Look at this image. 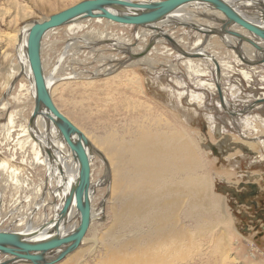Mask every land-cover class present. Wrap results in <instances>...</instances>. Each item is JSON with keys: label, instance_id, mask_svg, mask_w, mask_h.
Masks as SVG:
<instances>
[{"label": "bare ground", "instance_id": "bare-ground-1", "mask_svg": "<svg viewBox=\"0 0 264 264\" xmlns=\"http://www.w3.org/2000/svg\"><path fill=\"white\" fill-rule=\"evenodd\" d=\"M127 1L136 3L148 2L149 0ZM224 1L230 4L247 21L264 27L263 0ZM186 8L191 9V12H182ZM199 9L203 10L201 15L196 14V10ZM252 10L257 13L254 20L252 19L253 16L248 13V11ZM111 11L115 14L130 13V10L127 9H111ZM200 17L203 19L208 17L212 22L201 24ZM221 19L223 20V15L215 11L210 5L195 2L171 12L162 21L151 25L149 28L145 27V30L139 29V31L134 33L131 40L125 39L123 37L125 34L122 32L114 34V32L112 33L109 30H103L102 32L95 30L96 32L92 35L84 33L87 38H81L82 40L79 41L75 38L76 32L78 30L84 31L90 23L107 21L110 24L122 27L127 25L100 18H75L62 27L47 31L42 41L55 30L65 29L67 42L62 55H65L66 58L67 52H69L71 47L76 48L77 45L80 47V43H83L82 48L92 49L97 46L102 47L100 43L111 41L107 44L110 51H113L110 53L111 55L107 54L106 60L109 63L101 70L98 69V71L93 73V77H96L100 74L110 75L113 72H117L116 75H118V69H130L133 67L138 69V65L143 66V69L151 75L156 68L166 66L159 64V62L155 63L159 55L161 56L164 53L167 56L173 54L172 50L167 49L166 46V49L164 48L165 51L157 49L158 43L166 40L173 49L179 52L180 56H178L184 59V61L180 62L181 67H183L181 70L184 71L182 74L187 75V77H201L194 81L195 86H201L205 91L216 92L215 106L224 110L226 115L239 117L241 114L245 115L250 112L251 109L259 108L260 104L264 103L247 105L245 110L242 111L235 112L231 109L229 98L225 95L226 91L224 92V88L221 86V79L224 76L221 68L225 66L226 69H229L232 66L222 64L224 62L217 61L211 53L206 52V44L221 34L220 37L227 46H230L231 49H236L238 53H242H239L240 60L238 62H243V64L257 62L264 58V53H254L253 49L252 58L245 57L243 55L244 51L242 52L241 50L248 49L245 47L242 49L245 46L243 44L246 43L243 41L240 44L238 38L222 34L224 29L220 23ZM164 24H167L166 27L170 29L189 26V28L194 29L196 34L203 35L206 38L205 40H201L202 38L196 39L191 44L189 49L191 51H186L180 46V42H183L184 38L179 36V38L175 39L172 36L174 35L172 30L168 29L165 32L158 27ZM32 25H24L25 27L10 39L15 45L17 62L13 70L5 71L3 83L0 85V188L5 189L13 186L22 191L34 189L36 195H41L42 198L40 200L42 201L39 200L40 203L31 202V206L28 207L26 221L17 219L13 222L17 223L15 228L22 225L24 228L20 229L23 232L16 229H13L12 232L22 236L24 240L30 243H35L50 238L56 232H59L61 236L71 233L79 225L80 213L74 206H71L67 210L65 219L62 220L61 218L59 220V213L64 206L65 198L78 180L79 163L55 126V117L44 109L35 110L36 88L26 56V39ZM226 29L236 32L238 30L242 31L246 34H241L243 37L254 39L238 26L232 25ZM132 40L135 47L131 48L133 43L130 42ZM255 42L259 44L261 41L256 39ZM201 43L205 45L200 48ZM42 47L43 43H41L43 76L51 101L56 107L54 100H52L53 93L55 89H59L58 86L61 83L69 84L73 83L70 81L80 79L83 81L91 78L84 77L83 73L85 71L82 74L73 71L74 73L72 74L71 69H66L69 72L64 73L60 78H58L59 76L56 77L55 66H59L58 64L63 60L61 59L57 65L44 61ZM167 51H169V54ZM118 52H121V54ZM184 53L201 55L200 58L194 59L206 61V64L211 66V73L215 78L214 83L205 82L203 77L207 75V72L195 69L196 67L189 63L192 59L183 55ZM137 56H140V58H134ZM166 67H168V64ZM134 71L131 69L132 75L135 74ZM123 72L126 73L125 70ZM226 72L228 71L226 70ZM243 76L248 78L246 72L243 73ZM27 81L30 85L27 84ZM262 81L264 82V79ZM86 83L89 86L91 85V81ZM218 88L221 91V98L218 96ZM260 89L264 88L260 87ZM262 99H264V92L258 93L254 102ZM24 100L28 101L29 105H24ZM12 104H15V107H12ZM172 105L174 104L172 103ZM57 110L62 114L59 108ZM163 112L158 113L157 111L151 114L156 125L154 129H146L141 126L138 132L126 141L121 134L115 132L112 128H109L106 134L97 135V132H93L90 133L91 137H88L89 135L85 134L67 116H64L65 114H62L83 133L91 145L89 149L85 148L88 153L91 175L89 198L93 185L91 167L94 156L91 155L93 151H96L94 148L101 152L102 159L107 166L105 173L108 176L101 177L96 182V185L101 186L104 182L109 185V200H113V204L109 207V219L111 221H109V225L101 240L96 241L97 238L94 237L96 239L93 240L94 244L91 243L93 245L91 251L94 249L93 251L96 252L98 248L104 249V258L98 264H187L194 261H198L200 264H237L234 260H230L232 248L235 246V243L232 242L231 219L224 210L221 198L212 191L213 182L211 180L210 162L205 159L202 148L200 149L196 139L191 135V131L189 132L176 117L174 118ZM216 136L219 137L217 134ZM203 140L208 142V151L211 150L216 154L221 153V151H232L233 149L227 137L218 144V146L221 145L220 150L209 143V139ZM252 145L250 143L247 146L250 147ZM100 166H102V163H100ZM39 169L45 171L47 174L46 178H49L47 179L48 181L36 178ZM226 178H229V176L226 175ZM101 199L100 208L98 207L95 212L90 198L91 220L89 227L95 219L101 218V206L108 201L107 198ZM47 206L50 208L48 210L49 213H46L40 222L35 224L33 222L35 215L41 208ZM75 218L78 219L77 222ZM6 230L0 228V232H6ZM84 237L79 245L85 241ZM78 249L73 250L77 252L66 260L65 264L75 263L80 254ZM234 250L238 249L234 248ZM72 252L69 254L71 255ZM57 253H59V250L49 252L46 254V258L53 259ZM0 255L2 254L0 253ZM2 256L3 259L0 262L11 258L7 255ZM251 262L253 264H264V259L258 260L255 258ZM17 263L30 264L25 261L12 264Z\"/></svg>", "mask_w": 264, "mask_h": 264}, {"label": "rangeland", "instance_id": "rangeland-1", "mask_svg": "<svg viewBox=\"0 0 264 264\" xmlns=\"http://www.w3.org/2000/svg\"><path fill=\"white\" fill-rule=\"evenodd\" d=\"M81 1L83 0H0V85L3 83L5 73L13 70L17 62L15 45L10 39L27 24L43 21L49 16ZM182 12L188 13L191 12V9L186 8ZM196 12L197 15H201L203 10L199 9ZM202 19L200 17L201 24H206L205 22L209 21L212 22L208 17ZM166 25L158 27L162 31L167 32L170 28L166 27ZM139 29L145 30L146 28L122 27L110 24L107 21H101L88 24L84 31L78 30L75 38L81 41V38H87V35H92L96 31L109 30L112 33L114 32V34L122 32L125 34L123 36L125 39L131 40L134 33L139 31ZM170 30H172L174 34L172 36L175 39L179 38V36L184 38L183 42H180V46L186 51L191 48L192 42L196 39L202 38L201 40H205L206 38L203 35L196 34L194 29L189 28V26L177 27L176 29L173 27ZM64 31L65 29H57V31L55 30L42 41L44 61L57 65L62 59L64 62L62 61L58 64L59 66H55L56 77L59 76L58 78H60L64 73H68L69 71L66 69H71L72 74L74 72L82 74L85 71L83 73L84 77L91 78H88L91 81V85L89 86L86 83L89 82L87 79L83 81L82 79L70 81L73 83L69 84L61 83L58 86L59 89H55L52 99L56 107L61 110L60 112L81 128L85 134L89 135L88 137H91L90 133L93 132H97V135L106 134V131L112 128L115 132L121 134L125 141L133 137L141 126L146 129H154L156 125L151 114L157 111L158 113L165 111L163 113L169 114V116H173L174 118L176 117L189 132L191 131L190 133L196 139L200 149L202 148L201 150L205 159L210 162L211 180L213 182L212 191L216 196L221 198L224 210L231 219V229L233 230L232 242L235 243V246L232 248L230 260H234L237 264H253L251 260L255 258L263 260L264 215L261 214V217L260 211H264V104H260L259 108L251 109L250 112L245 115L241 114L239 117L226 115L224 110L218 109L215 106V100L217 99L216 92L205 91L203 87L195 86L194 81L201 77L189 76V78L187 75L182 74L184 71L181 70L183 67H181L180 62L184 61V59L179 57V52L173 49L166 40L158 43L157 49L164 50L166 46L167 49L172 50L173 54L168 56L165 53V55H159L155 63L159 62V64L166 66L168 64V67L160 66L155 69L154 73L149 75L143 69V66L138 65V69L136 67H133L134 69L120 68L117 70L118 75H116L117 72H113L110 75L105 76L100 74L93 77L94 72L98 71V69L101 70L109 63L106 59L113 51H110L107 44L111 41L100 43L102 47L97 46L92 49L82 48L83 43H80V47L77 45L76 48H69L70 53L67 52L66 58L65 55H62L67 42L65 39L66 31ZM130 43H133L131 44V48L135 47L133 40ZM204 45L201 43L199 47H204ZM243 45L253 51L251 46L247 44ZM205 49L217 61L224 62L222 63L224 65L229 64L232 66L229 69H226L225 66L221 68V71L224 72L221 86L224 88V92L226 91L225 95L229 98L230 107L233 111L245 110L247 105L250 106V104L254 103L258 93L264 92V89H260V87L264 88V82L262 81L264 79V64L254 66L252 63L243 64V62H238L240 60L239 55L242 53L239 52V54L237 51H233L220 36L208 41ZM118 53L121 54V52ZM167 53L169 54V51ZM134 58L138 59L140 56ZM189 63L196 67L195 69L207 72V75L203 77L205 82L214 83L215 78L211 73V66H208L206 61L192 59ZM131 69L135 70L134 75L130 72ZM239 72H246L248 78H245L243 73L240 74ZM27 84H29L28 81ZM23 102L24 105H29L28 101L24 100ZM12 107H15V104H12ZM170 113L172 114L170 115ZM52 127L54 128V126ZM226 137L233 146L232 151H221V153L217 154L211 150L208 151V142L203 140L209 139V143L220 150L221 145L218 146V144ZM250 143L254 146L248 147L247 145ZM94 149L96 151H93L91 155L94 156V159H92L93 163L91 167L93 185L90 195L94 211L96 212L98 207L100 208L101 198H107L108 201L104 204L105 206H101V218L95 219L91 223L84 237L85 241L77 247L79 248L78 251L80 250V254L74 264H98L104 258L103 248H98L96 252L93 251L94 249L91 251V249L93 248L92 244H94L93 240L96 238V241L101 240L109 225V221H111L109 219V207L113 204V200H109V185L105 184V182L101 186L96 185V182L101 177L108 176L105 173L107 166L102 159L101 152H98L96 148ZM100 163H102V166H100ZM226 175L229 178H226ZM46 176L47 174L44 170L39 169L37 171L36 178L48 181L47 179L49 178H46ZM247 183L257 186V194L251 198L240 199L239 196L249 191L245 186ZM1 189L0 221L2 223H0V228L7 229L6 232H12L13 229L20 231L24 226L15 228L17 223L13 222L17 219L26 221L28 207L33 202L40 203L42 197L41 195H36L34 189L22 191L13 186ZM43 208L35 215L33 219L35 224H38L41 218L46 213H49V206ZM75 219L77 222L78 219ZM89 247L91 248L88 250ZM234 248L238 250H234ZM75 252L73 251L71 255L69 254L56 264H65V261ZM1 259H3L2 255H0ZM187 264L200 263L194 261Z\"/></svg>", "mask_w": 264, "mask_h": 264}, {"label": "water", "instance_id": "water-1", "mask_svg": "<svg viewBox=\"0 0 264 264\" xmlns=\"http://www.w3.org/2000/svg\"><path fill=\"white\" fill-rule=\"evenodd\" d=\"M195 2L210 5L215 11L223 15V20L221 19L220 22L224 29V33L222 34H228L238 38L240 44L244 41L256 52L264 53V47H261L255 42L256 39H259L264 43V27L247 21L224 0H161L136 3L127 0H83L63 11L51 15L45 21L34 22L30 27L26 39V56L36 88L35 110L44 109L55 117V126L79 163L78 180L65 198L64 206L59 213V220L61 218L64 220L67 210L71 206H74L80 213V222L78 227L71 233L61 236L59 232H56L50 238L35 243L24 240L22 236L14 232H0V253L11 257L0 262V264H12L22 261L30 264H55L79 246L81 240L86 235L91 220V202L89 198L90 166L87 156L88 153L85 150V148L89 149L91 145L83 133L58 112L51 101L45 84L41 62V43L46 32L62 27L75 18H100L121 25L149 28L151 25L162 21L171 12ZM111 9H127L130 10V13L115 14ZM232 25L240 27L255 40L253 39V41L252 39L243 37L236 31L226 29ZM167 39L171 41L169 38ZM232 49L233 51H237L234 48ZM183 55L191 59L201 57V55H192L189 53H184ZM258 64H264V58L252 63L254 66ZM218 96L221 98L220 88H218ZM254 103H264V99ZM245 186L249 191L243 193L240 197L243 199L247 197L251 198L257 194V186L255 184L247 183ZM55 250H59V253L53 259H47L46 254Z\"/></svg>", "mask_w": 264, "mask_h": 264}, {"label": "crops", "instance_id": "crops-1", "mask_svg": "<svg viewBox=\"0 0 264 264\" xmlns=\"http://www.w3.org/2000/svg\"><path fill=\"white\" fill-rule=\"evenodd\" d=\"M248 13L251 14V15L253 16L252 19L254 20V19H255L254 17L256 16L255 14H257V13H255V11H253V10H252V11H248ZM232 29H234V28L232 27ZM237 32H241L240 34H242V35L245 34L244 32L239 31V30H238ZM245 35H246V34H245ZM245 35H244V36H245ZM259 45H260V46H264L262 42H259ZM244 47L247 48L246 46H243L242 49H244ZM243 51H244V53H245V51H247L246 54L243 53V55H245V57H248V58H250V59L252 58L251 53H252L253 51L248 50V49H247V50H246V49H245V50H242V52H243ZM247 55H248V56H247Z\"/></svg>", "mask_w": 264, "mask_h": 264}, {"label": "flooded vegetation", "instance_id": "flooded-vegetation-1", "mask_svg": "<svg viewBox=\"0 0 264 264\" xmlns=\"http://www.w3.org/2000/svg\"><path fill=\"white\" fill-rule=\"evenodd\" d=\"M240 197V196H239ZM240 199H243L242 197H240ZM261 213H260V216H261V214H263L264 215V211L263 210H261L260 211ZM262 217V216H261ZM264 218V217H263Z\"/></svg>", "mask_w": 264, "mask_h": 264}]
</instances>
